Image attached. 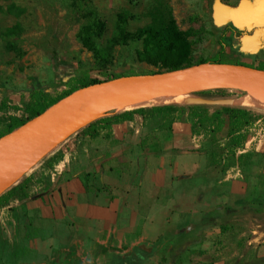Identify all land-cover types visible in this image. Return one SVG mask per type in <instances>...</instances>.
<instances>
[{"label": "crops", "instance_id": "1", "mask_svg": "<svg viewBox=\"0 0 264 264\" xmlns=\"http://www.w3.org/2000/svg\"><path fill=\"white\" fill-rule=\"evenodd\" d=\"M220 3L228 53L264 65V0ZM202 133L180 109L72 134L0 207V264H264V140L232 155Z\"/></svg>", "mask_w": 264, "mask_h": 264}, {"label": "rangeland", "instance_id": "2", "mask_svg": "<svg viewBox=\"0 0 264 264\" xmlns=\"http://www.w3.org/2000/svg\"><path fill=\"white\" fill-rule=\"evenodd\" d=\"M214 1L91 0L104 23L102 34L93 39L100 51L96 56L81 43L79 33L82 21L71 10L68 0H0V123L6 115L15 113L13 107H22L33 90L55 97L66 89L69 80H104L156 71L142 61L140 41L116 43L120 26L125 33H133L150 24V15L156 7L164 15L170 13L184 34L189 44L191 64L221 57L226 63L263 67V64H256L244 56L228 53L227 48L236 47L242 31H236L235 24L225 15L211 14ZM217 1L222 3L223 0ZM119 13L123 14L125 22H120ZM241 94L236 91L186 94L192 98L185 103H176L173 97L162 101L194 106L193 100L201 99L213 102L211 105L201 104L207 106L251 107L249 115L252 121L246 127L234 129L229 125L227 115L222 113L221 125L214 122L201 128L204 137L213 141L223 139L230 154L234 155L244 148L251 150L259 140H264V110L254 105L261 99L237 98ZM147 105L167 104L151 101L141 107ZM210 110L213 113L214 109ZM187 111L191 116V110ZM233 137L239 139L233 140ZM235 142L238 143L236 147L233 146Z\"/></svg>", "mask_w": 264, "mask_h": 264}, {"label": "water", "instance_id": "3", "mask_svg": "<svg viewBox=\"0 0 264 264\" xmlns=\"http://www.w3.org/2000/svg\"><path fill=\"white\" fill-rule=\"evenodd\" d=\"M209 90L264 96V70L240 64L206 62L173 71L121 76L73 91L0 137V178L4 179L0 195L87 124L125 111L126 105ZM193 103L211 105L213 102L195 99Z\"/></svg>", "mask_w": 264, "mask_h": 264}, {"label": "trees", "instance_id": "4", "mask_svg": "<svg viewBox=\"0 0 264 264\" xmlns=\"http://www.w3.org/2000/svg\"><path fill=\"white\" fill-rule=\"evenodd\" d=\"M71 10L79 17L82 21L80 27L79 37L82 45L89 51L93 52L94 55H99L100 51L95 47L93 39L99 37L104 30V23L99 19L98 13L94 8L91 0H68ZM123 14H118V19L120 22H125ZM120 33L117 37L116 43H126V40L130 41H140L142 45V51L140 53L141 59L144 63L156 68V71L148 72L147 74L159 73L162 71H173L182 69L185 67L192 66L190 63V49L184 34L177 27L174 19L170 13H163V11L156 7L152 14L150 15V24L141 27L134 31L133 33H125L123 28L120 26ZM206 62L211 63H226L222 61L221 57H216L210 61L200 60L194 65L202 64ZM229 63V62H227ZM240 64L241 63H231ZM253 67V66H250ZM256 69L264 70L263 67H254ZM121 76H114L110 79H115ZM110 79L98 80H80L73 82L69 80L66 83V89H64L60 94L55 97H50L41 90H33L29 93L26 102L22 107H13L11 113L6 115L3 119L0 129V137L12 132L19 126L23 125L28 120L34 118L35 116L41 114L49 106L60 100L61 98L67 96L73 91L86 87L92 84L100 83ZM230 90H209L194 93L207 94L210 92L226 93ZM252 97L257 99L253 94L245 93L241 94L240 97ZM171 101L165 103L167 105H152L150 107H137L125 111H120L116 113H111L108 116L97 119L77 132L83 136H87L90 139L96 138L100 132L107 130L112 124H116L119 121L129 119L134 114H139L143 118L153 117V116H165L174 113L177 110H182L186 108L191 110V117L197 118L200 128H205L206 124L216 123L221 125V114H226L229 119V125L234 127V129H241L246 127L251 123L252 119L250 114L251 107L242 106H207L196 104L194 106H180ZM214 109L213 113L209 114V110ZM17 112H20L18 114ZM238 137H233V140H238ZM238 143L235 142L233 146L236 147ZM58 157L60 155H57ZM45 159V157L43 158ZM42 159V160H43ZM28 184V180L23 176L14 186L9 188L3 194L0 195V207L9 205L16 199H21L23 197V189ZM254 217H257L259 223H261L264 230V210L254 211Z\"/></svg>", "mask_w": 264, "mask_h": 264}, {"label": "bare ground", "instance_id": "5", "mask_svg": "<svg viewBox=\"0 0 264 264\" xmlns=\"http://www.w3.org/2000/svg\"><path fill=\"white\" fill-rule=\"evenodd\" d=\"M250 94H253L254 96L258 97L259 99H261L260 102H256L254 103V105L257 107V108H261L264 110V96L262 95H259V94H256V93H250ZM174 98V101L177 102H180V103H185L187 101H189L192 97H188L186 94H182V95H177V96H172ZM170 98V97H168ZM166 98L164 97H161V98H158V99H155V100H152L154 102L156 101H162V100H165ZM151 102V101H150ZM149 103V102H147ZM145 104V103H144ZM143 106V103H136V104H131V105H126L125 106V110H129V109H133V108H137V107H141ZM3 181L4 179L3 178H0V190L2 189L3 187Z\"/></svg>", "mask_w": 264, "mask_h": 264}]
</instances>
